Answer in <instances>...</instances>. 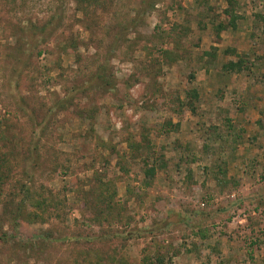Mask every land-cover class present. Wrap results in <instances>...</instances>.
Wrapping results in <instances>:
<instances>
[{
  "label": "rangeland",
  "instance_id": "obj_1",
  "mask_svg": "<svg viewBox=\"0 0 264 264\" xmlns=\"http://www.w3.org/2000/svg\"><path fill=\"white\" fill-rule=\"evenodd\" d=\"M0 163V264H264V0H0Z\"/></svg>",
  "mask_w": 264,
  "mask_h": 264
},
{
  "label": "trees",
  "instance_id": "obj_2",
  "mask_svg": "<svg viewBox=\"0 0 264 264\" xmlns=\"http://www.w3.org/2000/svg\"><path fill=\"white\" fill-rule=\"evenodd\" d=\"M230 6L231 7H229V8L226 9V12L230 16L231 24H235V19H237L238 15H236L234 13L235 7H234L233 2L230 3ZM48 23L49 24H46L45 26H43L42 29L46 30L49 27L51 21L48 22ZM223 27H224V25L221 24L220 26H218V29L221 30V29H223ZM21 59L22 58L18 59V61L20 62ZM25 60L26 59H24L22 62H25ZM242 63H243V60H241V59L239 61H230L229 63H227L225 65V67L228 68L229 70H236V71L238 70V71H240V70L243 69ZM96 76L98 77L99 81L103 83V85H104L105 82L108 81L107 80V77L105 75V69H104V67H100V70L96 74ZM94 78H96V77H94ZM197 93H198V91L196 89H193L192 91H190V96H189L190 97L189 98L190 103H189V105L192 108H195L194 105H193V102H194L193 100L195 98H197V96L199 94V93L198 94ZM67 98H68V96L65 97V98H63V99H61L59 101V104L62 107H64L65 104H66V102L69 100ZM145 138H146V140L144 139V140H142V142H135L133 136L128 138L129 146H130V148L132 150L133 156H136V152L137 151L139 152L144 146H145L146 149L149 148L148 145H149L150 142L148 141L147 137H145ZM143 142H144V144H143ZM147 153H150V155H147L146 156V160H145V163H146L145 172H146V175H147V178H146L147 179V182H149V179L151 180V178L155 176L156 170H157V166H160L161 167L162 164H164V162L161 160V158H159L158 161L160 162V164L157 163V161L155 159H154V161L152 163L151 162V159H153L152 152L149 150ZM5 176L6 175L4 174V171H3V168H2V163H0V182L1 183H3L2 180L4 179L3 177H5ZM24 188H25L24 189L25 193L27 195H30L29 187L26 184L24 185ZM100 196L103 199L104 193L103 192L100 193ZM24 204H25V198H23L19 202V204L17 206H15L14 204L8 203V204H6V206H4V212H7V211H10L11 212L12 211L15 214L16 217L17 216L20 217V213H22V211H23ZM180 220H183V218H181V215L180 214H178V213H172V214L168 215L167 218L163 222L160 223L159 228L160 229L167 228L169 225H171L173 223H177ZM155 230H158V229H153V228L145 229V231H147V232H149V231L154 232ZM158 260H159L160 264H164L167 261V259H163V258H159ZM167 263H168V261H167ZM151 264H153V263H151Z\"/></svg>",
  "mask_w": 264,
  "mask_h": 264
}]
</instances>
